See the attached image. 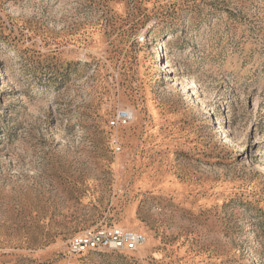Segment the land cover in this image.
I'll list each match as a JSON object with an SVG mask.
<instances>
[{"label":"rangeland","instance_id":"374dc122","mask_svg":"<svg viewBox=\"0 0 264 264\" xmlns=\"http://www.w3.org/2000/svg\"><path fill=\"white\" fill-rule=\"evenodd\" d=\"M108 226L77 264H264V0H0V264Z\"/></svg>","mask_w":264,"mask_h":264},{"label":"built area","instance_id":"2783aa9c","mask_svg":"<svg viewBox=\"0 0 264 264\" xmlns=\"http://www.w3.org/2000/svg\"><path fill=\"white\" fill-rule=\"evenodd\" d=\"M139 39L144 40L145 36ZM132 118L133 113L130 110H120L112 120V124L127 123ZM145 242V235L125 227L108 226L87 229L69 241L67 245L68 264H77L76 259L89 251H135Z\"/></svg>","mask_w":264,"mask_h":264},{"label":"bare ground","instance_id":"6f19581e","mask_svg":"<svg viewBox=\"0 0 264 264\" xmlns=\"http://www.w3.org/2000/svg\"><path fill=\"white\" fill-rule=\"evenodd\" d=\"M164 43H165V41H163V43H162V40H161L160 43H159V45H160V47H161L162 49H163ZM158 59L161 61V54L159 55ZM158 68L162 71V70L167 69V65L164 63V61H162V62L159 64ZM258 169H259V170H263V168H262L261 166L258 167Z\"/></svg>","mask_w":264,"mask_h":264}]
</instances>
